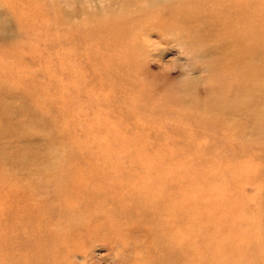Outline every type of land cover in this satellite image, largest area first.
<instances>
[{"label":"rangeland","instance_id":"rangeland-1","mask_svg":"<svg viewBox=\"0 0 264 264\" xmlns=\"http://www.w3.org/2000/svg\"><path fill=\"white\" fill-rule=\"evenodd\" d=\"M120 1L0 0V264H264V0L246 45L109 37Z\"/></svg>","mask_w":264,"mask_h":264},{"label":"bare ground","instance_id":"bare-ground-1","mask_svg":"<svg viewBox=\"0 0 264 264\" xmlns=\"http://www.w3.org/2000/svg\"><path fill=\"white\" fill-rule=\"evenodd\" d=\"M124 0L121 2V8L119 11H114L112 16L108 19H100L98 25L101 30L105 31L109 37L121 39L125 35L129 36V33H132L131 30H152L157 29L160 32L162 37H170L171 41L175 42L174 45H183L191 44L194 42L200 41V36L202 37L209 35L218 36L223 35H234L236 40L241 45H246V38L249 32L247 27H242L238 29V25L234 23L235 19H240L241 21L244 18V13L242 11L243 4L239 3V11L236 14L229 13L227 8H232L234 6L235 0H222V3L217 4L219 6L207 5L202 0ZM238 1V0H237ZM211 2V0H210ZM240 2V1H239ZM213 3V2H212ZM215 6V7H214ZM208 9L205 17H200L197 14L202 13V10ZM241 11V12H240ZM205 13V11H203ZM229 13V14H228ZM208 18V19H207ZM212 18L215 21H212ZM212 22L217 25V29L212 25ZM236 25V26H235ZM218 28H221L223 34L218 31ZM239 30V31H238ZM242 31V32H241ZM218 32V33H217ZM246 32V33H245ZM131 36V35H130ZM206 36V37H207ZM137 37H131L132 43H128L125 47V51L121 52V55L124 56V60L128 63L132 60V50L134 46L138 45L141 49V52H138L139 56L134 54L136 61L142 57V53L148 58L151 56V51L147 48L148 44L146 40L144 43L140 44L136 42ZM149 41V40H148ZM170 41V42H171ZM150 42V41H149ZM153 50H158L160 54L163 52V48L159 49V44L156 42L152 43ZM223 50L217 53L215 50H211V54L203 53L205 57L213 58L214 54L217 61L226 62L222 66V62H219L221 65V72L233 75L229 69V60L231 54H229V45H224ZM154 65L161 67H169L161 62H155ZM237 75V74H236ZM238 76V75H237ZM241 78V76H238ZM230 84V82H228ZM231 86V85H230ZM221 104V103H220ZM204 109L203 112L205 116L209 117L210 113L213 112L214 108ZM238 107V106H236ZM243 106L238 107L237 109H232L229 112V116L239 115L238 111L242 110ZM218 111L220 113L227 114V111L224 107ZM202 112V111H201ZM220 116V114H218ZM216 119V117H215Z\"/></svg>","mask_w":264,"mask_h":264}]
</instances>
